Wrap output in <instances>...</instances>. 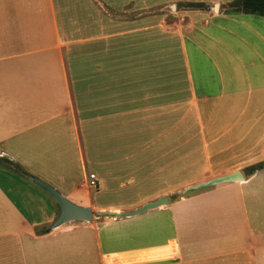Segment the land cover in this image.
Listing matches in <instances>:
<instances>
[{
  "label": "crops",
  "instance_id": "0c3cea01",
  "mask_svg": "<svg viewBox=\"0 0 264 264\" xmlns=\"http://www.w3.org/2000/svg\"><path fill=\"white\" fill-rule=\"evenodd\" d=\"M234 1L0 0V159L23 170L0 163V264H264V17ZM25 174L97 212L168 202L42 232L60 211Z\"/></svg>",
  "mask_w": 264,
  "mask_h": 264
},
{
  "label": "water",
  "instance_id": "95a60500",
  "mask_svg": "<svg viewBox=\"0 0 264 264\" xmlns=\"http://www.w3.org/2000/svg\"><path fill=\"white\" fill-rule=\"evenodd\" d=\"M216 7V6H215ZM25 176L31 180L32 182L39 185L42 189H44L47 193H49L53 199L58 203L60 207V213L57 219L51 223L50 228L59 227L67 222L70 221H93L96 217L100 215V212L94 211L90 206L87 205H80L74 203L66 196L61 194L58 190L52 187L47 182L38 179L32 175L25 174ZM244 175L241 170H236L232 173L224 174L221 176H217L206 181H203L197 185L189 186L186 190H193V189H201L209 186H213L223 182H230V181H240L244 180ZM168 202L167 196H162L156 201H152L146 203L140 208L135 209L134 211L126 212V211H105L108 215L111 216H120V215H133L139 212H142L146 209L155 208L161 205H164Z\"/></svg>",
  "mask_w": 264,
  "mask_h": 264
},
{
  "label": "trees",
  "instance_id": "16d2710c",
  "mask_svg": "<svg viewBox=\"0 0 264 264\" xmlns=\"http://www.w3.org/2000/svg\"><path fill=\"white\" fill-rule=\"evenodd\" d=\"M192 6L194 8H201L202 7V5H195V4ZM229 9L234 10V11H242L244 13L257 14V15L264 17V0H236V1L231 2L229 4ZM0 163L4 166L10 168V169L15 170V171L23 172L22 168L20 167V165L18 163H14L8 159L1 158ZM262 168H264V162L259 163V164L254 165V166H251V167H247V171L249 173H253L256 170L262 169ZM48 231H50V227L44 228V230H42V232H48Z\"/></svg>",
  "mask_w": 264,
  "mask_h": 264
},
{
  "label": "rangeland",
  "instance_id": "374dc122",
  "mask_svg": "<svg viewBox=\"0 0 264 264\" xmlns=\"http://www.w3.org/2000/svg\"><path fill=\"white\" fill-rule=\"evenodd\" d=\"M194 171H196V169H191L190 168V170H189V175L191 176V174H193L192 172H194ZM195 174V173H194ZM134 193H136V192H134ZM134 193H125L124 191H122V193L121 194H116L115 196H113L112 198H109V197H106V196H103V197H105V200L106 201H110V200H113V201H115V198L117 199V200H119V201H124V200H127V197L128 196H132V195H134ZM62 194V193H61ZM49 195V194H48ZM65 196V195H64ZM49 197H51V196H49ZM56 205H58L57 203H56ZM58 207V209H59V211H60V207L59 206H57ZM105 216H108V214L105 212V211H103V212H100V215L98 216V222H101V220L103 219V218H101V217H105ZM100 218V219H99ZM81 221V220H80ZM91 232L90 231V229L89 230H87V229H83V228H80V229H78V230H76V232L77 233H86V232ZM84 258H87V253H85V255H84Z\"/></svg>",
  "mask_w": 264,
  "mask_h": 264
},
{
  "label": "built area",
  "instance_id": "2783aa9c",
  "mask_svg": "<svg viewBox=\"0 0 264 264\" xmlns=\"http://www.w3.org/2000/svg\"><path fill=\"white\" fill-rule=\"evenodd\" d=\"M95 178H96V177H95L94 174H91V175H90V179H91V184H92V186H94V187H98Z\"/></svg>",
  "mask_w": 264,
  "mask_h": 264
}]
</instances>
